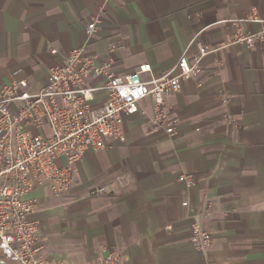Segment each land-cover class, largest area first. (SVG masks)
<instances>
[{
    "label": "crops",
    "instance_id": "1",
    "mask_svg": "<svg viewBox=\"0 0 264 264\" xmlns=\"http://www.w3.org/2000/svg\"><path fill=\"white\" fill-rule=\"evenodd\" d=\"M254 13L262 21L249 20ZM263 28L264 0H0V83L45 87L50 69L83 45L116 74L150 64L145 78L199 45L212 50L197 76L165 95L173 136L152 129L146 97L123 116L124 141L76 162L68 190L44 184L25 196L37 204L47 259L95 264L117 250L123 264H264V41L234 40ZM96 187L106 190L91 196ZM194 221L212 235L206 251L191 242Z\"/></svg>",
    "mask_w": 264,
    "mask_h": 264
},
{
    "label": "built area",
    "instance_id": "2",
    "mask_svg": "<svg viewBox=\"0 0 264 264\" xmlns=\"http://www.w3.org/2000/svg\"><path fill=\"white\" fill-rule=\"evenodd\" d=\"M249 20L262 21L255 13ZM97 23L95 19L88 24V40ZM234 40L256 45L264 41V28L239 32ZM211 51L199 45L192 59L182 56L163 75L145 78L143 74L152 70L150 64L116 74L110 61L98 64L97 56L83 45L50 69L45 87L31 89L26 79L16 77L0 83V264H77L46 258L39 223L31 217L37 204L25 196L44 184L55 195L68 190L74 183L76 162L111 140L124 141L123 116L140 110L146 97L153 100V113L148 115L152 129L173 136L175 120L165 107V95L180 91L184 79L197 76L202 59ZM97 78L105 82L89 84V79ZM101 92L106 98L95 104ZM61 158L67 160L65 165L59 164ZM105 190L96 187L89 194L98 196ZM166 227L172 229L170 224ZM190 239L197 249L206 251L212 235L194 221ZM95 264L123 262L120 252L113 250Z\"/></svg>",
    "mask_w": 264,
    "mask_h": 264
}]
</instances>
